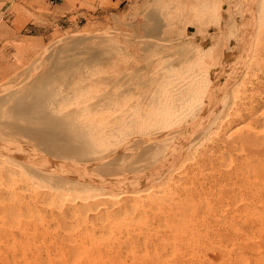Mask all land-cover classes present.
Segmentation results:
<instances>
[{"label":"bare ground","instance_id":"6f19581e","mask_svg":"<svg viewBox=\"0 0 264 264\" xmlns=\"http://www.w3.org/2000/svg\"><path fill=\"white\" fill-rule=\"evenodd\" d=\"M183 1L188 2L171 0L178 7ZM169 17L172 21L163 18L161 32L151 40L154 50L149 53L143 48V65L132 62L131 66L120 68L118 74L108 71L113 75L100 78L98 75L97 79L93 77L88 82L80 80L71 88H57L47 101L34 103L32 97L28 103L19 105L13 117L0 115V227L10 229L22 218L30 220L37 212L33 200L41 197L42 206L48 211L47 227L59 231L70 256H77L79 250L99 239L110 238L111 241V237H116L118 241L128 234L129 228L138 235V240L147 233L145 231L154 232L155 228L164 233L171 232L173 237H167V234L164 237L163 233L160 236L156 232L159 239L155 241L168 244L170 252H174V242L169 239L179 237L176 224L184 222L190 204L196 203L200 210V207L217 208L219 200L213 205L215 196L212 203L205 197L207 193L204 196L199 192L200 186L194 188L196 191L191 184L188 185L192 177L190 180L181 179L177 172L187 164L190 166L184 171L185 177L220 165L229 167L241 156L242 153L234 154L235 150L242 149L236 147L240 143L236 145L234 137L230 140L236 145L232 147L231 144L232 153L222 150L215 157L213 151L212 157L208 155L209 151L218 146L204 145L206 140L218 138L217 134L229 116L240 115L238 119L241 120L232 134L238 132L239 135L245 127L253 133H264V128L256 130L250 123L251 120L260 123V119H264V110L254 115L239 114V109L246 107L243 100L247 98L245 92L252 78L264 71V41L261 40L264 37V0H203L199 7L187 8ZM128 47L130 55H137L133 45ZM120 75L130 76V81L124 82L123 79L118 83ZM247 115L248 121L244 118ZM250 140L247 145L252 142ZM223 141L226 142L225 137ZM259 142L258 138L255 145L259 146ZM256 154L248 159V163L254 162L250 164L253 170L264 163V152L259 150ZM218 167L214 171L217 172ZM227 169L230 173V167ZM197 180L193 181L194 187ZM210 182L215 183V179ZM198 183L200 185V181ZM249 189L252 192L253 187ZM249 210V216L258 217L260 214L258 210ZM148 212L153 216L160 215L154 219L158 221L157 225L153 224ZM76 231L82 233L80 237L74 235ZM136 235L132 234L134 238ZM146 239L137 250L145 258L146 255L151 257L149 262L154 264L159 257ZM184 239L188 236L180 242ZM123 245L128 250L135 249L128 241ZM61 249L55 250L58 257L62 255ZM148 260L144 264H149Z\"/></svg>","mask_w":264,"mask_h":264},{"label":"rangeland","instance_id":"374dc122","mask_svg":"<svg viewBox=\"0 0 264 264\" xmlns=\"http://www.w3.org/2000/svg\"><path fill=\"white\" fill-rule=\"evenodd\" d=\"M63 2L62 9L58 11L52 7V3L46 0H13L11 12L14 13L15 16L12 21L2 19L0 15V115L7 114L13 117V112L19 108V105H23L26 102L28 103L30 98H35H32L35 100L34 103L47 101L52 97V94L58 89L60 90L61 87L68 88L69 86L71 88L73 84H76L80 80L88 82L91 81V79H97L98 75L100 78L101 76H112L113 74L111 75L110 72H116L115 74H118L117 71L121 70L120 68H125L129 65L131 66L132 62H138L139 65H143L144 62L141 61H144L142 60L143 56H145L143 54L144 49L148 50L149 53L154 50V44L151 43V40L153 41V38L158 36L161 32V29L163 28V18L167 19L168 17L170 21L171 17L169 16L187 8H197L203 0L183 1L181 2L182 6L179 7L177 4V6L174 5L171 0H63ZM176 10L177 12H175ZM167 13H170L171 15H167ZM141 37H144L145 40L144 38L142 40ZM261 40L264 41V37H262ZM130 44L135 48L137 55H130V49L128 47ZM145 44L151 45L149 46L150 49ZM97 51L101 53L97 54ZM262 65H264V63H262ZM117 66H119V69H117ZM97 67L98 71L101 70V72L97 71ZM112 69L116 70L112 71ZM140 70L141 68L138 69V72H140ZM103 72L105 73L103 74ZM136 77H139V75L137 74ZM129 78L131 77L120 75L118 83L123 82V79L126 80L124 82H128L130 81ZM66 80H68V82ZM22 89L24 90L22 91ZM245 94L247 95V98L243 100V104L246 107L241 108V110L239 109V114L254 115L255 113L264 110V71L260 73V76L252 78ZM32 99L30 102H33ZM239 117L240 115L229 116L227 121L222 125V131L219 132L220 134H217L218 138L215 140L213 138L212 140L209 139L210 141L206 140L204 143V145L208 144L209 147L213 144L218 146V148L214 147V150L213 148L211 150L209 149V153L207 152L208 155L215 154V157L217 155L219 156L222 150L231 153L232 151L234 152V149L231 150V144L232 147H234L240 143V145L236 147L242 149L235 150L234 154H242L234 160L235 163H230L229 172H232L231 174L228 173L227 168L229 167H222V165H220L221 168H219L220 166H216L212 169L207 168L209 170L206 169L199 173L194 172V175L191 174L188 177H185L184 171L188 170L187 168L190 164L189 166L187 164L186 167L182 165L183 169L180 168V170H182L177 172L178 175L180 174L181 179L190 180L192 177V181L187 180L186 183L189 181L188 185L191 184L193 189H197L200 186V189L198 188L199 192H203L204 196L208 194V196L205 197L210 199L212 203V198L215 196V203H213V205H215L218 200L219 201L216 204L217 208L213 206L211 209L200 207V210L196 203L193 202L194 204H190L187 212H185L186 215L183 218L184 222L182 221L181 224L180 222H177L176 224L178 232L176 235L179 237L169 239L174 242V252H170L168 244L160 243L159 241L156 242L159 237L156 232H159L160 236L163 233L162 235H164V237H166V234L167 237H173L171 232H169V235L167 231L164 233L163 230L155 228L154 232L145 231L147 233L144 235L147 239L142 237L144 236L142 235L141 237L139 236L140 239L138 240V235L132 232L129 228L128 234H125L121 239H118L120 243L116 241V237H113V239L111 237V241L110 238L99 239L93 244L86 245L85 248L79 250L77 256H70L69 249L66 248L67 246L59 235V231H54V229L47 227L46 215L48 211L46 212L44 210V206H42L41 203V197H39L33 200L37 212L33 213L34 216H32L30 220L27 221L22 218L17 225L10 229L9 227L6 229L0 227V264H144L149 257L146 255L145 258V255H141L137 250V247L143 239H146L148 244H152L151 247L154 249L157 257H159L158 261L156 260V263L154 262V264H264V211H261L264 210V163L257 164L258 169L254 166V168H256L254 170L250 165H253L254 162L252 161V163H248V159L251 156H257L256 153L259 152V150L260 152H264L261 151L262 147H264L262 146L264 143H261L264 142V133L255 131L253 133L250 132V129L245 127V130H240L242 131L241 133L239 131V135L241 134L242 136L243 134L244 136H239L238 132L233 133L235 134L234 136L232 132L236 129L235 127H239L241 121L238 119ZM244 118L248 121V115ZM9 119L13 120L12 118ZM260 120L262 123H258L257 121L253 123L254 120H251V126H255L256 130L264 128V125H262L264 124V119L261 118ZM230 133L233 136H231ZM223 137H225L226 142L223 141ZM258 138L262 147L260 145H255V140ZM232 139L237 142L236 145L234 141L230 143V140ZM242 140L245 141L243 142ZM248 140L252 141L249 145H247V143H249ZM221 147L223 148L221 149ZM229 147L230 149H228ZM253 147L261 148L255 150ZM246 153L248 157H245L247 156ZM213 155L212 157H214ZM237 165H240V168ZM246 166L249 168V171ZM217 167L220 172H218V170L217 172L214 171ZM220 169H222V171ZM208 171H210V173ZM241 172L245 173L241 174ZM253 173L254 176H252ZM227 174H230L229 177ZM230 176L232 177L230 178ZM247 176L249 178H246ZM193 177H195V179ZM223 177H225V179ZM193 179L195 182L198 179L195 187ZM200 179L203 182H201ZM214 179L216 184L210 182L214 181ZM216 179H220L219 181L221 183H217ZM229 179L232 181L234 179L235 181L233 182L235 183ZM249 179H251V181ZM199 181L200 185H198ZM243 183L246 185L248 184V186H245ZM225 184L229 186H222ZM230 184L232 186L235 185L232 187ZM249 184H252V192L249 189L251 188L249 187ZM210 185H212V187ZM214 186H219V188H213ZM191 187L189 186L190 189H192ZM201 187H203V190ZM245 187H247V189ZM208 188L211 190L210 192L207 191L209 190ZM213 189H216L218 192L216 193ZM212 191H214L212 193L213 195L211 194ZM38 193V196H40L41 193L39 191ZM222 193L229 195H222ZM241 194L243 196H241ZM234 195L236 197H234ZM230 197L233 201L230 200ZM234 200H236V203ZM237 200L240 201L238 202ZM241 202L243 203L241 204ZM194 206H196V208ZM194 208L195 212L197 210L199 211L196 212L197 215L193 210ZM249 209L258 210L262 216H260V214L258 217L247 215V212L251 211ZM51 210H53V208H51ZM214 212L215 214H213ZM147 214L150 215L149 218L152 216L151 221L154 225H157L158 221L155 220H157L158 217L156 216L160 215L157 213V215L153 216L150 212ZM210 214L211 216H209ZM196 216L198 218H196ZM195 219L197 220L195 221ZM200 222H202L203 225L202 223L200 224ZM205 222L208 223L206 224ZM205 224L207 226H205ZM191 225L193 226V229H195L193 230V233ZM180 228L182 235L180 234ZM186 228H188L187 233L185 232ZM76 232L74 235L80 237L82 233H79L78 231ZM132 234L133 236L136 235L137 238H134ZM183 234L187 235L185 236ZM151 236L153 237L152 241ZM187 236L188 239H184L186 241L183 240V242H180L181 239L187 238ZM112 240L114 241L112 242ZM127 241L135 247L134 250H128L125 248V245L123 244ZM111 242L113 243V246ZM107 244H109L112 249ZM162 245L164 247H162ZM57 248H62L61 257H58L55 254ZM120 248H122V250H120ZM158 248L160 250H158ZM56 257L59 259H56ZM161 258L164 261H162ZM150 260L151 257L148 260L149 264L152 263L149 262Z\"/></svg>","mask_w":264,"mask_h":264},{"label":"crops","instance_id":"0c3cea01","mask_svg":"<svg viewBox=\"0 0 264 264\" xmlns=\"http://www.w3.org/2000/svg\"><path fill=\"white\" fill-rule=\"evenodd\" d=\"M12 1L0 0V15L2 19L12 21V19L14 18L15 14L11 12ZM46 1L52 3V7L58 11L62 9L64 3L63 0H46Z\"/></svg>","mask_w":264,"mask_h":264}]
</instances>
